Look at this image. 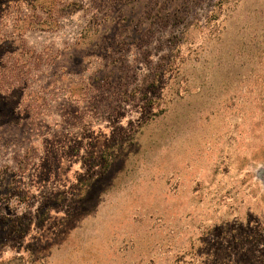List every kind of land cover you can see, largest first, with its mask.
Masks as SVG:
<instances>
[{"label": "rangeland", "instance_id": "obj_1", "mask_svg": "<svg viewBox=\"0 0 264 264\" xmlns=\"http://www.w3.org/2000/svg\"><path fill=\"white\" fill-rule=\"evenodd\" d=\"M65 1L0 94V264H264V0Z\"/></svg>", "mask_w": 264, "mask_h": 264}, {"label": "trees", "instance_id": "obj_2", "mask_svg": "<svg viewBox=\"0 0 264 264\" xmlns=\"http://www.w3.org/2000/svg\"><path fill=\"white\" fill-rule=\"evenodd\" d=\"M78 6L65 0H0V94H9L23 86L29 69L44 65V56L24 42V33L29 29L55 30L59 25L57 17L71 13ZM14 37L19 42L15 49L8 47L15 41ZM106 151L102 153L104 169L111 163Z\"/></svg>", "mask_w": 264, "mask_h": 264}]
</instances>
